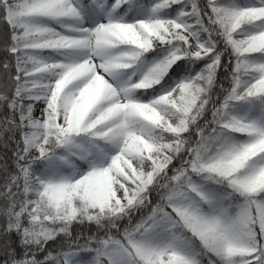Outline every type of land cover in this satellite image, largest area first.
Segmentation results:
<instances>
[{
  "label": "snow or ice",
  "instance_id": "obj_1",
  "mask_svg": "<svg viewBox=\"0 0 264 264\" xmlns=\"http://www.w3.org/2000/svg\"><path fill=\"white\" fill-rule=\"evenodd\" d=\"M0 264H264V0H0Z\"/></svg>",
  "mask_w": 264,
  "mask_h": 264
},
{
  "label": "trees",
  "instance_id": "obj_2",
  "mask_svg": "<svg viewBox=\"0 0 264 264\" xmlns=\"http://www.w3.org/2000/svg\"><path fill=\"white\" fill-rule=\"evenodd\" d=\"M3 153V149L2 148H0V154H2Z\"/></svg>",
  "mask_w": 264,
  "mask_h": 264
}]
</instances>
